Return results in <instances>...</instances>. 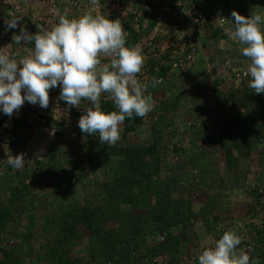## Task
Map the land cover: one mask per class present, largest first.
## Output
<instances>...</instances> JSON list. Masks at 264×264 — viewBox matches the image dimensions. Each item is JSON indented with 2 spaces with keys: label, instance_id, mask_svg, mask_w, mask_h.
Masks as SVG:
<instances>
[{
  "label": "rangeland",
  "instance_id": "374dc122",
  "mask_svg": "<svg viewBox=\"0 0 264 264\" xmlns=\"http://www.w3.org/2000/svg\"><path fill=\"white\" fill-rule=\"evenodd\" d=\"M44 1L53 3L49 6L43 0L18 2H28L33 10L40 12L39 16L42 13L38 23L40 27L50 29L57 23L56 8L55 14L51 8L56 7L60 0ZM169 1L159 0L163 4L173 2ZM192 1L203 8L210 21L197 32L199 57L196 65L199 71L204 72L200 75L206 88L201 95L196 93L197 98L200 97L195 100L194 107L190 106L188 113L185 111L183 120L188 122L186 119L192 116L206 119L198 121L203 127L196 133L200 136L194 139L191 134L195 125L187 126L188 141L184 138L181 141L191 144L195 141V146L204 149L205 154L212 152L214 147L221 148L225 151V161L206 164V168L201 170L191 168L192 181L181 187L169 173L171 167L182 164V160L185 168L191 166L188 163L190 157L185 159L184 155L183 158L181 156L183 143H168L163 135L158 137L165 148L171 144L181 152L169 162L164 159L166 153L156 155L155 147L151 151L152 143H141L142 147L138 149L139 139L127 138L122 132L126 140L120 135V140L105 156L106 144L100 143L99 134L86 138L76 129L75 132L82 136L76 133L72 138L69 143L74 145L72 150H61L63 158L59 165L48 160L45 163L31 160V172L21 179L26 186L22 193H14V187L12 191H5L4 194L12 198L9 201L12 224L4 229V237L13 244L9 249L0 248L1 263L7 257V264H162V261H167L162 256L168 253L177 264L173 253L180 259L181 249L175 238L178 241L184 239L196 229V224H203L199 217H192V211L199 210L202 205V208L209 206L207 210H213L212 204L216 202L212 199L205 202V199L213 194L216 184L230 179L241 183L238 187L250 192L259 205L257 210V206L254 207L258 212L254 221H249L254 224L255 235L245 241L253 244L256 264L264 263V194L257 193L258 188L264 189V94H255L249 88V77L237 76L247 71L250 61L241 54L243 46L231 40L228 34L234 30L231 21L233 10L245 17L251 13H264V0ZM131 2L133 6L136 4ZM35 18L33 16L32 19ZM9 42L5 39L0 46L10 45ZM230 103L236 110L233 120L225 114ZM183 120L178 118V121ZM159 122L163 126L167 121L160 118ZM68 123L67 119L64 124ZM204 127L221 131L217 138H213L206 135ZM174 133L176 131L169 132L168 138L175 136ZM227 147H231L233 153L231 162L228 161ZM194 169L199 171L198 181L195 180ZM249 176L254 178L252 184L255 188L247 185ZM204 177L206 183H203ZM131 220H137V224L131 225ZM93 225L100 227L95 234ZM2 233L0 231V239ZM161 236L166 237L165 241H161ZM4 243V246L9 244ZM176 249L177 252L174 251ZM155 258L160 262L154 263Z\"/></svg>",
  "mask_w": 264,
  "mask_h": 264
},
{
  "label": "crops",
  "instance_id": "0c3cea01",
  "mask_svg": "<svg viewBox=\"0 0 264 264\" xmlns=\"http://www.w3.org/2000/svg\"><path fill=\"white\" fill-rule=\"evenodd\" d=\"M3 1L6 2L7 0H0V3ZM18 1L20 0H9L4 5L6 9L11 7L15 16L19 19V28L24 27L29 33H35L38 30V27H40L38 20H41L42 13L39 16L40 12L33 10L32 6H30L31 4L29 5L28 2ZM86 1L91 6L90 11L99 12L112 19L117 18L118 5L115 4L117 0H99V4L95 6L91 5L90 0ZM131 1L136 3L135 6L138 8L139 12H141L140 23L135 26L134 24H131L129 20H124L121 24L124 22L122 25L124 31L129 32V35L126 37L127 46H139L143 50L144 65L141 72L137 74V77L143 75L144 72H147L142 82L149 85L148 93L152 95L154 101L153 110L149 114H158L159 121L160 118L166 119L167 122H165V124L173 125L174 129L172 131L165 128L163 130L165 132L162 134L161 131L163 126H158L156 124L151 125L142 121V123L137 125L133 131L125 133V125L123 122L120 125V135L122 137L126 136L127 138L132 137L134 140L138 138L140 141L138 149H141V143H152V146L154 145L156 148V155H162V152L166 153L164 159L165 161L169 160V162L174 160V156H179L181 152H179L175 147H171V144L167 146L168 148H165V146H162L158 137L163 135L165 142L168 141V143L171 141H176L178 145L179 143H183L182 147L184 150L182 151L184 152L182 153L184 154L181 153V156L183 158L184 155L185 159L190 157L188 163L190 162L191 166H187L185 168L182 165L184 160H182V164L180 163L182 166L176 165L171 167V172L169 173L171 178H175L174 180L176 184L181 186L189 183V180L192 181L193 175L191 168H198L201 170L206 168V164L208 166L213 163L217 164L220 160L224 159L225 161L226 158L225 151H221V148L214 147L211 149L212 152H207V154H205V152H203L204 149H201L199 146H195L196 143H193L195 141H193L192 144L187 141H181L182 138H185L182 132L189 129V127L187 128L186 121L183 120L186 116L185 111H189L190 106L194 107L196 105L195 100L200 97L199 96L197 98L196 93L201 95V91L203 92L206 88L204 86L205 82L203 83V78L200 75H203L204 72L203 70H198L196 63L185 71L172 69L169 63L170 60L172 58H176V56L170 51V47L173 43H175L178 48L181 47L180 49H182L183 45L181 43L180 36L177 35L178 32H175L171 29V27L165 25L159 20L158 15L161 13L160 2H155V0H128L127 2L129 5H132ZM172 1L174 2L176 0ZM43 2L49 4V6L53 3L52 1L44 0ZM54 9L56 10V14ZM51 10L56 16V22H58L59 17L62 15L69 18H77L85 13V11L82 10L78 11L71 9L68 3L64 0H60V3L57 4L56 7L53 6ZM32 13H35V15ZM33 16L37 18L33 20ZM16 32L18 33V31ZM14 35V31L6 33V36L8 37L7 39L10 41V45L6 43L3 49H5L6 52L8 51L7 53L13 57H24L29 54L26 51H32L33 45L22 43L19 46H16L13 43ZM146 39L150 40V46H154L153 49L148 48V46L144 47V41ZM14 50H16V53H14ZM109 59L110 58H104L102 62H108ZM159 78H163L162 82L157 83ZM59 93V87L53 88L49 91V105L47 109H42L39 105H32L25 102L19 111L14 113L12 117H8L0 113V162L2 163L0 166V192L3 193L0 194V210H5L7 208L9 211V215L6 217L3 226L0 225V231H3L0 239L1 249H9L13 244V242L10 241V243L8 241V238L6 240L4 237L6 233L4 229L7 225L8 227H11L10 224H12L10 222V219L12 218V211L10 210L11 208L9 205V201L12 200V198L4 193L5 191L8 192L9 190H14V193L17 191L18 194H21L23 189L26 187L22 184L21 179L26 176V174L31 172L29 169V167H31V163L29 161L31 160V157L24 160L23 167L19 169L13 168L7 163L8 157L28 151L30 155L42 156L43 160L41 162L45 163L48 160L51 161L52 164L57 163L59 165L63 158H61V150L63 148H67L69 151L72 150L74 145H69L70 141L72 142V138L75 137L76 133L80 137L82 136V134L79 133L81 131H79L78 121L80 116L86 111V107H91L90 101L82 99L79 108L69 107V109H67L65 108L63 101L59 100ZM104 102H111L113 104L112 110H117L108 93H103L101 96V106ZM32 109H39L42 113L49 117L48 125L37 128L34 133L30 135L25 144L11 145L8 143L9 136L16 133L23 127V125L26 124L27 117L31 113ZM178 118L183 121H178ZM67 119L70 123L64 124ZM191 119H193V122L199 123L198 121H203L206 118L195 119L192 116L186 120L190 121ZM76 129L79 132H75ZM174 131H176V133H174L175 136L168 138V133H172ZM122 132H124V136ZM191 135L194 139L197 137L196 132L194 131ZM87 136L88 135L83 137L87 138ZM124 139L126 140L125 137ZM90 147L91 146L88 148ZM105 148V156H107L108 151L109 149H112V146L108 147L105 145ZM208 149H210V147ZM210 161H212V163ZM186 162L187 160H185V163ZM205 179L206 178L204 177L203 183L207 182V179ZM238 184L241 183H239L236 179H230L226 183L219 182L216 184V186L218 185L216 189L213 188V194H210L209 197L205 199V202L210 199L216 202L215 204H212L213 210H207L209 206L202 208V205L199 210L192 211V213L194 212V216L192 217H199L203 224H196L194 226L196 229L193 230L195 232L192 231L191 234L185 235L184 239L182 238L183 236L181 237L182 239L179 238L181 243L180 240L178 241L175 238V241L179 243V248L181 249V260L172 252L174 258H177V264H198V256L201 254L203 249L213 246L216 240H218L225 231H235L240 236L241 240H251V237L255 235L253 232L254 224H250L249 221L252 222V220L255 219L256 216L254 215L258 213L256 210L259 209V205H256L254 200L255 198L249 194L250 192L246 189L238 187ZM12 187L14 188L11 190ZM255 206H257L256 210L254 208ZM250 208L251 213L249 212ZM4 242H9V244L4 246ZM174 251L177 252L178 249ZM162 257L167 260L162 261V264H174L175 262L173 257H170L168 253ZM0 264H7V257L4 259V262H0Z\"/></svg>",
  "mask_w": 264,
  "mask_h": 264
},
{
  "label": "clouds",
  "instance_id": "9594fccd",
  "mask_svg": "<svg viewBox=\"0 0 264 264\" xmlns=\"http://www.w3.org/2000/svg\"><path fill=\"white\" fill-rule=\"evenodd\" d=\"M90 3L95 6L99 0ZM231 17L234 30L228 32L229 38L243 46L241 54L250 61L245 72L249 88L264 94V13L245 17L233 10ZM18 25L19 19L6 21L8 30ZM126 37L118 19L94 11L77 18L62 15L50 29L38 27L35 33L20 27L13 43L32 44L33 49L24 57H13L0 47V113L12 117L25 102L47 109L49 91L59 87L65 108H79L82 99L91 103L79 118L81 133L99 134L101 144L114 146L126 118L145 117L154 107L149 85L137 79L144 65L143 50L127 46ZM104 58L110 59L102 62ZM103 93L110 95L117 110L102 108ZM7 163L19 169L24 157L9 156ZM241 243L235 231H225L213 246L203 249L198 264H250L251 249L240 248Z\"/></svg>",
  "mask_w": 264,
  "mask_h": 264
},
{
  "label": "built area",
  "instance_id": "2783aa9c",
  "mask_svg": "<svg viewBox=\"0 0 264 264\" xmlns=\"http://www.w3.org/2000/svg\"><path fill=\"white\" fill-rule=\"evenodd\" d=\"M9 0L3 3H7ZM67 1L68 5L71 7L73 10H82V11H90L91 6L86 0H65ZM128 0H117L115 4H117V18L120 22L124 20H129L131 24H134L135 26L139 25L140 23V17H141V12H139L138 8L134 5H129L127 2ZM155 2H159V0H155ZM161 6V13L158 15V18L160 21H162L165 25H168L173 29L175 32H179L180 38H181V43L183 45V48L180 49L176 46L175 43H173L170 47V51L175 54L176 58H172L170 60L169 65L171 66L172 69L174 70H187L191 68L198 60L199 57V47L197 43V32L205 28L210 21H208L206 14L203 10V8L195 3L192 0H179L175 1L173 3L169 4H163L160 2ZM9 9H6L5 5H0V43L1 41L7 39L6 33L7 32H12V31H17L19 28V25L17 29L13 30H8L6 27V21L10 19H17L15 14L13 13L11 7H8ZM124 22L122 23V25ZM127 35H129V32H126ZM6 37V38H5ZM151 42L149 39H146L144 41V47L153 49L154 46H150ZM181 45V46H182ZM1 47V46H0ZM3 48V47H2ZM27 49V48H26ZM5 51V49H3ZM18 51V50H17ZM21 52V51H20ZM26 52L30 53V50H27ZM147 74V72L143 73V75L138 76L137 79L142 82L144 76ZM239 78L245 77V71L242 72V75L238 74L237 75ZM163 78H159L157 81L158 83L162 82ZM64 103V102H63ZM233 104V103H232ZM231 103L228 104L225 114L226 116L233 120L236 110L235 107ZM64 105H66L64 103ZM69 106V105H67ZM143 122H146L147 124L151 125H158L159 126V118L157 114L151 115L147 114L145 117H143ZM187 126H194V132L199 133V131L203 130L202 124L195 123L188 121L186 122ZM47 125V118L43 116V114L38 110V109H32L31 113L27 117L26 124L22 127V129L18 130L16 133H13L9 136V141L8 143L12 145H17V144H23L28 141L29 136L39 127H44ZM229 126V125H228ZM163 128H167L169 130H173V125H163ZM205 128V127H204ZM227 128V127H224ZM223 128V129H224ZM206 130L205 133L209 137H215L217 138L219 131L221 129L216 128V130H213L212 128H205ZM222 129V130H223ZM188 130L182 132L183 136H185L184 139H188L187 135ZM192 133V131H191ZM197 136L199 134H196ZM200 136V135H199ZM191 137H189L190 140ZM188 141V140H187ZM24 160L28 159L31 157V160L33 161L34 159L36 160H43L42 156L36 155L33 156L32 154L30 155L28 151H24L22 153ZM0 162V166H1ZM61 174V170L59 172ZM194 177L196 176L195 180L198 181L199 179V171L197 169L193 170ZM254 178H249L246 180L247 185L249 187L255 188L254 184L252 182ZM252 188V189H253ZM258 195L263 196L264 194V189L263 188H258L257 189ZM161 241H165L166 237L161 236ZM11 243V242H10ZM240 248H244L245 250L251 249V252L249 253L250 255V264H256L253 256V244L248 242V241H242L241 245L239 246ZM154 263L160 262L158 259H153Z\"/></svg>",
  "mask_w": 264,
  "mask_h": 264
},
{
  "label": "trees",
  "instance_id": "16d2710c",
  "mask_svg": "<svg viewBox=\"0 0 264 264\" xmlns=\"http://www.w3.org/2000/svg\"><path fill=\"white\" fill-rule=\"evenodd\" d=\"M215 37H216V35H214ZM222 37H225V35H223ZM236 105H239V104H236ZM241 106V105H240ZM112 107H113V104L111 103V102H104L103 104H102V108L104 109V110H106V111H113L112 110ZM262 116L264 117V114H262ZM47 119H49V117H47ZM142 121H143V117H137V116H135V115H133V117H131V118H126L125 120H124V125H125V127H124V130H125V133H128V132H131V131H133L134 130V128L137 126V125H139V124H141L142 123ZM48 123H49V120H48ZM48 125V124H47ZM24 126V125H23ZM30 137V136H29ZM22 144V143H21ZM96 144H99V143H96ZM151 148V147H150ZM149 148V149H150ZM153 149H154V145L152 146V150L151 151H153ZM227 155H228V161L229 162H231L233 159H234V157H233V153H232V151H231V147H227ZM26 160V159H25ZM36 160V159H35ZM30 161V163H31V160H29ZM37 161H40V160H37ZM116 202H114L113 204H115ZM113 204H111V207L113 208L114 206H113ZM9 215V211L7 210V208L5 209V210H0V225L1 226H3V224H4V222H5V220H6V217ZM130 216H131V214H129ZM65 222L67 223V221L65 220ZM137 220H135V222L134 221H132L131 220V222H130V224L131 225H136L137 223ZM93 233L95 234V231L97 230V228H100V227H95L94 225H93ZM101 229H102V227H101ZM105 229V228H104ZM99 235V231H97V236ZM257 264H264V263H262V262H260V263H258L257 262Z\"/></svg>",
  "mask_w": 264,
  "mask_h": 264
}]
</instances>
